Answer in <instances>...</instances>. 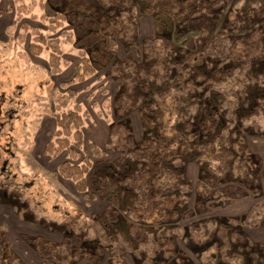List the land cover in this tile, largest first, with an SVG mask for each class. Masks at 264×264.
Instances as JSON below:
<instances>
[{
    "label": "rangeland",
    "instance_id": "374dc122",
    "mask_svg": "<svg viewBox=\"0 0 264 264\" xmlns=\"http://www.w3.org/2000/svg\"><path fill=\"white\" fill-rule=\"evenodd\" d=\"M263 3L218 0L207 38L195 30L176 39L175 24L172 31L156 32L152 17L142 13L146 4L130 0L136 39L128 47L118 42L113 53V61L122 63L119 81L109 66L78 81L73 26L51 22L55 11L46 0H0V264H51L54 259L45 261L36 251V237L56 246L65 238L82 240L87 254L71 248L72 264H264V114H249L264 98V18L243 28L227 25L233 10ZM38 32L48 46L33 55L29 44ZM187 37L195 45L184 54ZM151 39L156 41L147 44ZM200 51L207 55L203 62ZM162 61L184 67L183 77L192 66L194 74L226 80L209 86L192 75L174 99L175 73L165 77ZM140 77L151 89L148 102L164 112L159 138L138 114L144 96L133 85ZM206 108L219 119L216 131L202 136L198 122ZM69 110L83 118V146L74 163L126 165L109 174L121 203L118 220L106 229L107 202L91 198L90 191L84 196L59 176L69 159L65 151L45 153L54 140L55 116ZM156 115L154 110V125ZM239 140L247 160L238 154ZM90 144L102 157L92 154ZM247 170L259 176V191L243 174ZM92 174L90 169L86 179ZM206 175L214 187L237 186L243 195L215 198L209 183H199ZM130 227L141 234L132 237ZM93 254L99 256H86Z\"/></svg>",
    "mask_w": 264,
    "mask_h": 264
},
{
    "label": "trees",
    "instance_id": "16d2710c",
    "mask_svg": "<svg viewBox=\"0 0 264 264\" xmlns=\"http://www.w3.org/2000/svg\"><path fill=\"white\" fill-rule=\"evenodd\" d=\"M146 4L142 13L152 17L154 28L156 32L163 34L173 30L174 24L177 27L174 37L179 39L187 31L199 30L202 37L207 38L210 34V30L213 27L212 11L213 5L218 0H140ZM46 3L55 11L54 16L50 19L51 22H67L73 26V33L76 37L75 46L79 51V63L75 67L74 78L78 81H83L87 76L94 75L95 73L103 70L109 66V71L114 78L119 81L118 72L122 63L119 61H113V53L115 52L118 42H121L125 47H128L135 42L136 39V24L130 12V0H46ZM231 19L227 22L228 27L243 28L249 25H253L256 20L264 18V3L260 4L258 8H249L247 10L235 9L231 13ZM34 41L29 44V51L33 55H39L42 48L48 46V41L45 39L42 33H37L34 37ZM53 41V40H52ZM156 39L147 41V44L154 43ZM186 48L181 49L180 52L187 53L190 47L195 45L194 40L191 37H187L184 41ZM233 43V42H232ZM231 43V45H232ZM235 44V43H233ZM143 54L146 59L150 56L143 48ZM202 56L201 62H203L207 55L200 51ZM168 54L164 57V60L168 58ZM158 63L155 61L153 67ZM163 68L165 69L164 76L168 78L171 72L174 71L175 76L172 80V89L170 91L175 92L172 94L174 99H177L178 93H181L182 89H187V81L192 75H195V80L199 84L208 82L209 86L213 82L225 81V77L214 76L208 77L204 73L194 74V68L190 66V71L187 77H183L184 67L180 65H168L165 61H162ZM138 67V65H136ZM139 68V67H138ZM140 69V68H139ZM137 71H142L137 70ZM140 77L136 80L133 86L139 87L142 90L144 104L138 111L141 123L147 129H154L158 138L161 136V126L163 124L162 116L163 110L159 107L156 108L152 103L148 102V94L150 93V87L144 83H139ZM181 86V88H178ZM171 96V94L169 95ZM156 111L157 124L154 125L151 117ZM250 115L264 114V98L258 103L253 105V109L249 112ZM219 115L212 109H203L201 112L200 120L198 122V129L202 136H207L216 131ZM83 118L77 111H66L55 116L56 127L53 134L54 140L50 141L45 147V153L48 156H57L61 152L65 151L69 156V159L63 161L58 169V174L65 180H70L74 183L75 189L83 193L84 196H88L90 191L91 198H98L106 201L107 205L103 212L104 221L101 226L106 229L111 223H115L118 220L117 209L121 203L120 191L118 188L117 180L115 176L109 175L123 172L126 169V165L121 160L117 161H97L93 165L87 160L82 159L81 163H74V158L79 157L77 150L83 146ZM2 123H0L1 126ZM1 128V127H0ZM188 128H192L191 124H188ZM73 136V142L69 141V137ZM158 141V139H155ZM129 147H135L133 141L129 140ZM127 143V144H128ZM241 140L238 141L236 147L238 154L241 156L249 157L246 150L242 152L240 148ZM92 154L99 158L102 157V152L94 145L90 144ZM243 159V158H242ZM72 161V162H71ZM91 164V165H90ZM93 169V174L89 180L86 179V175L89 170ZM249 170V169H248ZM245 171L243 174L248 177V180H254V187L258 189L259 176L254 175L251 171ZM208 176L202 177L199 183L206 181L210 184L209 192L212 196H219L224 193L226 198L233 199L243 195V191L237 186H225L223 188L214 187L216 184L212 179L207 180ZM244 178V177H243ZM253 188V187H252ZM259 191V189H258ZM129 234L132 237H136L141 234V230L138 228L130 227L128 229ZM35 245V249L39 256L45 261L48 259H54L51 264H72L70 261L74 252L77 255L87 254L83 241L77 237L65 238L62 240L60 246L54 245L52 242L46 240L43 237H36L32 240ZM257 247L256 245H254ZM71 248L75 251L70 252ZM88 258L96 259L99 255H86ZM17 260L15 256H12ZM21 264V263H19Z\"/></svg>",
    "mask_w": 264,
    "mask_h": 264
}]
</instances>
